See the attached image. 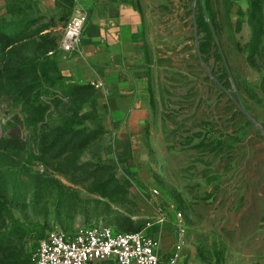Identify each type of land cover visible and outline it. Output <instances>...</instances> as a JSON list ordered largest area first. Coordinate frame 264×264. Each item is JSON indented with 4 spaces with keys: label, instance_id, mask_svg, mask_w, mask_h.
<instances>
[{
    "label": "rangeland",
    "instance_id": "rangeland-1",
    "mask_svg": "<svg viewBox=\"0 0 264 264\" xmlns=\"http://www.w3.org/2000/svg\"><path fill=\"white\" fill-rule=\"evenodd\" d=\"M142 1L151 108L129 157L104 134L78 156L39 154L37 127H58L94 95L49 94L28 114L0 89V141L21 148L0 147V259L36 264L52 232L108 226L181 237L179 264L264 261V0ZM96 164L109 166L98 182ZM110 173L128 191L117 201L98 189Z\"/></svg>",
    "mask_w": 264,
    "mask_h": 264
},
{
    "label": "crops",
    "instance_id": "crops-1",
    "mask_svg": "<svg viewBox=\"0 0 264 264\" xmlns=\"http://www.w3.org/2000/svg\"><path fill=\"white\" fill-rule=\"evenodd\" d=\"M142 0H73L67 22L75 11L88 13L77 50L65 53L61 39L66 20H61L63 0H28L25 8L47 23L41 33L61 34L56 59L63 80L90 83L94 96L84 110L90 127L105 129L108 140L117 143L121 157H129L130 144L144 131L150 113V91L144 63L146 13ZM35 26V25H34ZM52 52V51H51ZM154 233V236H158ZM159 256L167 261L174 243L159 234Z\"/></svg>",
    "mask_w": 264,
    "mask_h": 264
},
{
    "label": "trees",
    "instance_id": "trees-1",
    "mask_svg": "<svg viewBox=\"0 0 264 264\" xmlns=\"http://www.w3.org/2000/svg\"><path fill=\"white\" fill-rule=\"evenodd\" d=\"M0 6V89L10 96L12 102L28 114L46 106L44 96L62 92V96H79L84 93L94 94L95 87L90 84H73L63 80L56 59L60 46V35L52 32L41 33L47 23H39V17L25 8L28 0H4ZM64 8L61 20H66L71 12L73 0H63ZM255 5L254 1L251 3ZM253 11V10H251ZM253 14V12H252ZM35 25V26H34ZM28 48L27 55L31 59L14 62L21 49ZM15 51V52H14ZM52 51V52H51ZM58 95V94H57ZM58 97V96H57ZM53 97V102L57 100ZM84 102L78 106L73 116L54 129L37 127V144L39 154L53 153L60 156L65 153L80 155L97 137L105 132L101 127H90L85 120ZM11 122H9L10 124ZM8 126V124H7ZM16 137L3 138L0 147L16 153L21 148L14 143ZM15 140V141H14ZM14 141V142H13ZM108 165H95L90 175L98 182L102 170ZM98 189L111 200L117 201L127 194V188L119 182L114 173L106 176L99 183ZM0 205L3 208L2 201ZM120 230V229H114ZM126 231V230H120ZM3 246L0 241V254ZM0 264H22L12 259H0Z\"/></svg>",
    "mask_w": 264,
    "mask_h": 264
},
{
    "label": "built area",
    "instance_id": "built-area-1",
    "mask_svg": "<svg viewBox=\"0 0 264 264\" xmlns=\"http://www.w3.org/2000/svg\"><path fill=\"white\" fill-rule=\"evenodd\" d=\"M88 13L79 9L66 23L61 39V50L70 53L81 42ZM158 194V190H153ZM175 225L182 228V212H175ZM168 217L167 209L156 207L155 222ZM149 222L147 225L151 226ZM160 240L144 230L120 231L108 226H90L77 230L73 235L63 231L52 232L40 241L34 253L36 264H179L184 248L177 238L167 261L159 256ZM243 264H264V261H247Z\"/></svg>",
    "mask_w": 264,
    "mask_h": 264
}]
</instances>
